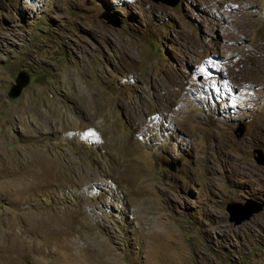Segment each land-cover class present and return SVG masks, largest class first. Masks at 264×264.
<instances>
[{"label":"rangeland","instance_id":"1","mask_svg":"<svg viewBox=\"0 0 264 264\" xmlns=\"http://www.w3.org/2000/svg\"><path fill=\"white\" fill-rule=\"evenodd\" d=\"M257 149L264 0H0V264H264Z\"/></svg>","mask_w":264,"mask_h":264},{"label":"water","instance_id":"2","mask_svg":"<svg viewBox=\"0 0 264 264\" xmlns=\"http://www.w3.org/2000/svg\"><path fill=\"white\" fill-rule=\"evenodd\" d=\"M159 1V0H156ZM171 1V2H170ZM164 0L165 3H170L171 5H176L179 0ZM102 18H104L108 23L113 24L115 26H119L120 22L118 20L112 19L108 15H103ZM29 75L26 72H20L16 78L15 84L11 87V90L9 92L10 98H16L18 97L22 89L29 83ZM246 131V126L244 124H240V126L236 130V135L238 138H241ZM257 155L254 157L256 162L260 165H264V154L260 149L255 150ZM164 165L167 166L171 170L176 169V165L173 162H164ZM251 206V207H250ZM264 204L257 201L249 200L247 204H241L236 202H231L227 205V211L230 214V217L232 220H234L236 223H239L243 221L244 219H249L252 215L255 213H258L263 210Z\"/></svg>","mask_w":264,"mask_h":264},{"label":"bare ground","instance_id":"3","mask_svg":"<svg viewBox=\"0 0 264 264\" xmlns=\"http://www.w3.org/2000/svg\"><path fill=\"white\" fill-rule=\"evenodd\" d=\"M142 109V108H141ZM111 144H112V141H111ZM116 145V142H114V146ZM118 145V144H117ZM107 146V145H106ZM109 146V145H108ZM113 148V147H112ZM43 170H44V173H45V176H47V174L49 173V172H51V170H52V168H50V169H43L42 168V172H43Z\"/></svg>","mask_w":264,"mask_h":264}]
</instances>
